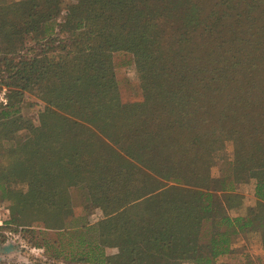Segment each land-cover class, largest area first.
<instances>
[{
	"label": "trees",
	"instance_id": "trees-1",
	"mask_svg": "<svg viewBox=\"0 0 264 264\" xmlns=\"http://www.w3.org/2000/svg\"><path fill=\"white\" fill-rule=\"evenodd\" d=\"M61 1L0 0L1 229L57 244L59 258L80 187L102 218L78 227L76 264H213L245 228L264 248V0ZM120 51L139 81L128 106ZM26 92L44 103L37 125L21 114ZM14 179L24 189L7 196ZM251 180L255 204L230 218ZM27 221L61 233L38 239Z\"/></svg>",
	"mask_w": 264,
	"mask_h": 264
},
{
	"label": "rangeland",
	"instance_id": "rangeland-1",
	"mask_svg": "<svg viewBox=\"0 0 264 264\" xmlns=\"http://www.w3.org/2000/svg\"><path fill=\"white\" fill-rule=\"evenodd\" d=\"M6 1H19V0H6ZM76 0H62L60 6H64L65 4H75ZM64 14V10L61 12L57 21L61 20L62 15ZM25 46L32 45L33 40L31 38H27L24 42ZM38 46H36L35 50H37ZM113 64H114V78L117 81L118 89L120 92L121 102L124 106H128L130 104L139 102L141 100L140 89L138 87V75L135 71V64L133 63V55L129 52H116L113 55ZM5 92V88L1 90L0 100H4L3 93ZM44 109V103L36 97L34 94L26 92L25 99L22 103L21 114L24 117L30 118L35 125L38 124V115L40 111ZM55 109V108H54ZM60 112L59 110L55 109ZM6 146L12 145V142H5ZM217 162L221 164L226 163L228 159H230L233 155L232 145L229 142H226L225 145L218 149L216 153ZM5 160H0V163H3ZM216 162V163H217ZM224 165V164H223ZM210 173L214 176H217V170L215 168V164L211 167ZM3 189L5 194L15 195L23 191L24 186L19 180H8L4 183ZM70 195L72 201V217H69L67 228L65 229L66 233L60 234V238L62 241V246L60 248H64L63 252L59 255V258H55V249L54 247L57 244H52L54 247H48V250H45L41 246H36L34 238H30V235L25 233L21 236L19 232H11V237L8 241H11L14 248L8 253H2L0 251V264H76L73 260L69 258L66 254L68 250L73 249V243L76 240V231L79 226H81V222H85L88 226L89 224L95 223L99 219L102 218V212L99 209H94L90 215H86V201L84 199V192L80 189V187H71ZM1 197V191H0ZM6 216L5 210L2 208L0 204V217L3 218ZM75 217H81L83 221H78L74 219ZM83 217V218H82ZM27 228H34L35 230L42 231L39 234L38 239L41 237L44 240L55 239L58 235L57 230L55 229H47L44 228L40 223L35 221H27L25 223ZM93 226V225H90ZM81 229H83L81 227ZM4 229H1L4 233ZM88 234V233H87ZM59 236V235H58ZM37 239V241H38ZM52 241V240H50ZM6 239H2L0 237V245L6 244ZM38 243V242H36ZM116 251L115 248H107V253H114ZM64 256V257H63Z\"/></svg>",
	"mask_w": 264,
	"mask_h": 264
},
{
	"label": "crops",
	"instance_id": "crops-1",
	"mask_svg": "<svg viewBox=\"0 0 264 264\" xmlns=\"http://www.w3.org/2000/svg\"><path fill=\"white\" fill-rule=\"evenodd\" d=\"M253 181L240 183L237 185L235 192L242 195V204L239 206L230 207L227 212L230 218L236 219L247 214V209L255 204ZM233 248V253L229 252L219 255L213 264H242L246 256L253 261V264L264 262V248L261 239V233L258 229L245 228L238 230L234 238V242L230 244V249Z\"/></svg>",
	"mask_w": 264,
	"mask_h": 264
},
{
	"label": "water",
	"instance_id": "water-1",
	"mask_svg": "<svg viewBox=\"0 0 264 264\" xmlns=\"http://www.w3.org/2000/svg\"><path fill=\"white\" fill-rule=\"evenodd\" d=\"M14 246L13 244L11 243V241H7L6 244L4 245H0V251L3 253H8L10 252L11 250H13Z\"/></svg>",
	"mask_w": 264,
	"mask_h": 264
},
{
	"label": "built area",
	"instance_id": "built-area-1",
	"mask_svg": "<svg viewBox=\"0 0 264 264\" xmlns=\"http://www.w3.org/2000/svg\"><path fill=\"white\" fill-rule=\"evenodd\" d=\"M3 220H4V217L3 218L0 217V227L3 225ZM4 234L6 235V241H8V239L12 235L11 232L8 230H4Z\"/></svg>",
	"mask_w": 264,
	"mask_h": 264
}]
</instances>
